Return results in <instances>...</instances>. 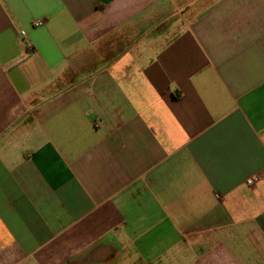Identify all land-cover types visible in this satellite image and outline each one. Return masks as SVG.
Instances as JSON below:
<instances>
[{"label":"crops","instance_id":"crops-1","mask_svg":"<svg viewBox=\"0 0 264 264\" xmlns=\"http://www.w3.org/2000/svg\"><path fill=\"white\" fill-rule=\"evenodd\" d=\"M0 264H264V0H0Z\"/></svg>","mask_w":264,"mask_h":264},{"label":"built area","instance_id":"built-area-1","mask_svg":"<svg viewBox=\"0 0 264 264\" xmlns=\"http://www.w3.org/2000/svg\"><path fill=\"white\" fill-rule=\"evenodd\" d=\"M42 24V21L41 20H35L33 22V25L34 26H37V25H41ZM258 180V176H248L246 179H245V183L246 185L248 186H252L254 185Z\"/></svg>","mask_w":264,"mask_h":264}]
</instances>
